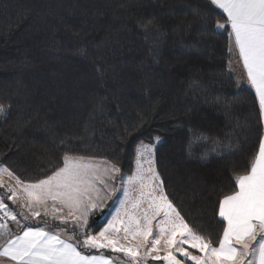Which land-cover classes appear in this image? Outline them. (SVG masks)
Here are the masks:
<instances>
[{"label": "trees", "instance_id": "1", "mask_svg": "<svg viewBox=\"0 0 264 264\" xmlns=\"http://www.w3.org/2000/svg\"><path fill=\"white\" fill-rule=\"evenodd\" d=\"M233 53L226 14L209 0H0V165L36 182L67 154L131 176L138 145L154 144L168 198L218 246L219 201L264 134ZM94 216L91 233L106 223ZM46 221L64 227L28 224Z\"/></svg>", "mask_w": 264, "mask_h": 264}, {"label": "snow or ice", "instance_id": "2", "mask_svg": "<svg viewBox=\"0 0 264 264\" xmlns=\"http://www.w3.org/2000/svg\"><path fill=\"white\" fill-rule=\"evenodd\" d=\"M209 3L226 13L230 36L264 116V0H209ZM217 27L224 28L225 24L217 23ZM7 111L0 104V116ZM155 139L159 141V137ZM200 139L211 138L201 136ZM213 143L231 147V143L224 145L219 140ZM154 151V144H142L138 155L149 157L148 166L145 168L138 159L136 173L127 177L125 202L131 203V210L125 209L123 216L118 212L96 234L87 230L88 215L99 206L97 185L107 187L105 178L115 179V174L120 172L115 164L66 154L63 167L36 182L22 181L8 168L0 166V177L6 174L16 182L5 184L0 179V186L10 193L0 197V237L9 231V221L19 224L17 213L8 208L5 198L27 209L31 217H40L43 212L64 226L52 231L46 230L47 221L44 227L25 226L22 234L9 237L0 245V264H113L104 255L85 254L86 249L125 254L130 257V264H142L148 256L167 264H182L177 254L195 264H264V139L259 143L250 170L234 177L238 189L219 201L218 215L226 226L218 246L194 231L168 198L154 166ZM133 192L138 193L135 198ZM157 217L162 218L154 235L153 221ZM22 218L26 220L29 216ZM69 223L71 236L66 232ZM189 248L201 255H194ZM161 250L166 254L160 256Z\"/></svg>", "mask_w": 264, "mask_h": 264}, {"label": "rangeland", "instance_id": "3", "mask_svg": "<svg viewBox=\"0 0 264 264\" xmlns=\"http://www.w3.org/2000/svg\"><path fill=\"white\" fill-rule=\"evenodd\" d=\"M222 29V28H220ZM233 68V65L231 66ZM238 68L234 67V71L237 73ZM244 73H242V77H243ZM239 80V78H238ZM240 81V80H239ZM160 141V140H159ZM157 141V142H159ZM144 144V145H149V143H140L137 147V154H136V161H135V171L132 175H134L136 173L137 170V160L140 159L141 162L143 163L144 167L146 168L147 165V160L149 159V157L147 155H145L143 158L139 157L138 153L140 151V146ZM85 159H92L96 162H108L107 160H103V159H94V158H86ZM154 160H155V151H154ZM1 166V165H0ZM155 166V163H154ZM63 167V166H62ZM156 169V166H155ZM157 171V169H156ZM131 175V176H132ZM123 176L124 179L121 180L120 177ZM129 175H126L124 173H122L121 171L117 174H115V179H109V178H105V182L107 184V187H104L103 185H97V187L100 189L99 191V197L96 198V203H98V207L95 209H92V211L89 213L88 215V225L90 223V218L92 217L93 214H95L94 218H96V216L104 211V216L97 221H102L103 219L106 220L107 224L103 225L102 228L100 229V231L105 228L110 222L113 221V218L117 216V213L119 212L121 214V216H123L125 209L131 210V203L128 202L126 203V197H125V193L128 190V184H127V177ZM0 179H2L4 181L5 184H11V185H15V178L14 177H10L8 175H3L2 177H0ZM138 195L137 192H133L132 196L133 198H135ZM9 203L11 200H8ZM11 203L13 204V209L16 208L15 213H17V219L19 220V223H21L23 219L22 217L24 216H29V220H35L39 217H31L30 213L27 212V209L23 208L22 206H20L18 203H14L13 201H11ZM49 206H51V202L49 204ZM9 208H11V205H8ZM12 209V208H11ZM67 212V209H65V213ZM19 217V218H18ZM49 221H53L52 218L50 216H45L43 214V212L41 213V216ZM33 218V219H32ZM160 220V217H157L154 221H153V228H154V235L156 233V231L158 230L156 228V225L158 224ZM58 222V221H56ZM70 228H72L71 223H69L68 225ZM70 230V229H69ZM78 231V229H77ZM100 231L96 232L99 233ZM96 233H92V234H96ZM82 239V238H81ZM133 243H135V241H132ZM144 249H141V252L143 254ZM164 252L163 250L160 251V253ZM113 255L117 258H120L121 256L123 258H125L126 261H128V263H130V257L126 256L125 254L122 253H115L113 252ZM194 255H199L197 253H195ZM178 258L182 260V264H195L194 261H191L188 258L183 257L181 254H177ZM151 257L152 256H148L145 257L144 260L142 261V264H148L151 262Z\"/></svg>", "mask_w": 264, "mask_h": 264}, {"label": "crops", "instance_id": "4", "mask_svg": "<svg viewBox=\"0 0 264 264\" xmlns=\"http://www.w3.org/2000/svg\"><path fill=\"white\" fill-rule=\"evenodd\" d=\"M216 7H217V6H216ZM217 8L220 9L219 7H217ZM220 10H221L222 12H224L222 9H220ZM225 14H226V13H225ZM228 26H229V30H230V32H231L230 25H228ZM233 51H234V53H233V54H234V57H233V62H232V63H233V66H234L235 68H238L237 72H238V78H239V80H240V83H241V84H245V85L251 87V88L254 90V92H255V89H254V88H253V87L247 82L246 69L243 68L242 59L238 56V53H237V50H236V48H235L234 42H233ZM242 73H244L243 77H242ZM255 93H256V92H255ZM257 97H258V96H257ZM263 124H264V116H263ZM262 139H264V134H263V138H262ZM5 175H6V174H5ZM2 188H3V193H4V195H5V194L10 195V193H8V190H7L6 187H3V186H2ZM10 202H11V201H10ZM12 206H13V204H12ZM12 206H11L12 211L15 212L16 208L13 209ZM18 218H19V217H18ZM161 218H162V217H160V219H161ZM32 219H33V218H32ZM28 222H29V220H22L21 223H19V224H17L15 221H12L10 224H8V229H9V231L6 232V233L4 234L3 237H0V245H3V243L5 242V240L8 239L9 237H15L16 235H20V234H22V232H23L25 226L36 227V226L31 225V224L29 225ZM58 222H59V221H58ZM59 223H60V222H59ZM106 224H107V222H106ZM106 224H105V225H106ZM41 227H44V226H41ZM60 228H62V227H61V226H57V227H54V228H47V227H46V230H48V231H52V230H59ZM99 231H100V230H99ZM66 232H67V235H68V236L73 235L72 231L69 230V229H67V228H66ZM62 235H63V233H62ZM258 239H259V238H258ZM186 247H187V246H186ZM188 250L191 251L193 254L197 253V254L201 255V253H199L198 250H194V249H191V248H189ZM84 252H85V254H87V255H104V256H106V257L112 259L113 264H130V263H128V261H126L125 258H123V257L117 258V257H115L113 254H108L107 252H112L111 250H107V249H86V250H84ZM112 253H113V252H112ZM165 254H166L165 252L159 253L160 256H163V255H165ZM154 255H155V254H154ZM152 260H156V259H153V258L151 257V261H152ZM161 261L163 262V264H167L166 261H164V260H162V259H161ZM181 261H182V260H181ZM148 264H150V263H148ZM257 264H258V262H257Z\"/></svg>", "mask_w": 264, "mask_h": 264}, {"label": "water", "instance_id": "5", "mask_svg": "<svg viewBox=\"0 0 264 264\" xmlns=\"http://www.w3.org/2000/svg\"><path fill=\"white\" fill-rule=\"evenodd\" d=\"M106 210L100 212L97 216H96V220H100L103 216H104V213H105ZM150 264H163V262L161 260H152L150 262Z\"/></svg>", "mask_w": 264, "mask_h": 264}, {"label": "built area", "instance_id": "6", "mask_svg": "<svg viewBox=\"0 0 264 264\" xmlns=\"http://www.w3.org/2000/svg\"><path fill=\"white\" fill-rule=\"evenodd\" d=\"M0 217H2V213H0ZM11 221H9V223H10Z\"/></svg>", "mask_w": 264, "mask_h": 264}]
</instances>
